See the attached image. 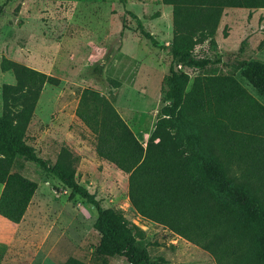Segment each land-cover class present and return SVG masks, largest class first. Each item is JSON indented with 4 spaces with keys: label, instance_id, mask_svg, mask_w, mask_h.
<instances>
[{
    "label": "trees",
    "instance_id": "1",
    "mask_svg": "<svg viewBox=\"0 0 264 264\" xmlns=\"http://www.w3.org/2000/svg\"><path fill=\"white\" fill-rule=\"evenodd\" d=\"M162 2L172 6V41L166 45L171 62L146 146L111 101L94 89L82 91L75 115L92 133L97 155L128 173L129 202L139 215L206 250L216 264H264V105L229 75H196L191 81L183 69L211 63L193 51L204 42L217 47L215 34L225 8H264V0ZM127 12L140 34L162 47L139 17ZM223 36H228L225 30ZM1 68L12 72L15 83L1 89L0 215L14 223L22 220L38 185L13 169L30 160L95 209L97 257L160 264L162 259H151L138 244L144 231L131 224L122 209L102 206L77 181L74 154L68 148L62 147L49 164L27 144L26 130L42 89L58 84V79L7 58ZM240 68L242 77L264 94V62L243 60ZM177 123L193 129L176 139L172 128ZM189 143L192 146H186ZM64 264L83 263L69 258Z\"/></svg>",
    "mask_w": 264,
    "mask_h": 264
},
{
    "label": "rangeland",
    "instance_id": "2",
    "mask_svg": "<svg viewBox=\"0 0 264 264\" xmlns=\"http://www.w3.org/2000/svg\"><path fill=\"white\" fill-rule=\"evenodd\" d=\"M243 9H224L217 47L208 42L195 46L193 54L211 63L183 69L191 81L196 75H229L264 105V94L240 74L243 60L264 62V8ZM127 11L139 17L162 47L140 34ZM172 20V6L162 0H0V114L2 85L15 83L12 72L1 68L3 58L57 78L58 84L42 89L26 130L27 144L49 164L62 147L68 148L74 154L77 181L102 206L122 209L128 221L144 231L138 244L151 259H162L160 264H216L206 250L135 211L128 198V173L97 155L92 133L75 115L82 91L94 89L111 101L146 146L169 72L166 45L172 41ZM192 129L177 123L172 132L177 139ZM13 170L38 186L19 223L0 220L1 263L64 264L75 258L83 264H129L121 256L103 261L94 254L100 238L93 227L96 211L79 194L71 195L36 162L22 161Z\"/></svg>",
    "mask_w": 264,
    "mask_h": 264
},
{
    "label": "crops",
    "instance_id": "3",
    "mask_svg": "<svg viewBox=\"0 0 264 264\" xmlns=\"http://www.w3.org/2000/svg\"><path fill=\"white\" fill-rule=\"evenodd\" d=\"M230 8H231V7H227V8H225V10H230ZM257 9L262 10L261 8H257ZM245 10H251V9H249V8H244L243 11L245 12ZM221 27H222V22L220 21V22H219V25H218V27H217V30H216L215 38H216L217 34L220 32ZM29 204H30V203H29ZM28 206H29V205H28ZM27 209H28V207H27ZM26 211H27V210H26ZM26 211H25V214H26ZM25 214H24V216H25ZM24 216H23V218H24ZM23 218H22V219H23ZM0 220H3L4 222L9 223V224H17V223H14V222H12V221L6 219L5 217H3V216H1V215H0ZM3 264H6V263L3 262Z\"/></svg>",
    "mask_w": 264,
    "mask_h": 264
}]
</instances>
